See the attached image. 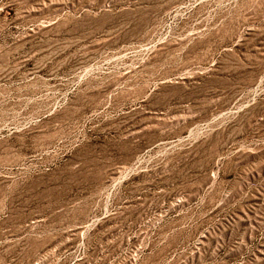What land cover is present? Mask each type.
<instances>
[{
    "label": "rangeland",
    "instance_id": "rangeland-1",
    "mask_svg": "<svg viewBox=\"0 0 264 264\" xmlns=\"http://www.w3.org/2000/svg\"><path fill=\"white\" fill-rule=\"evenodd\" d=\"M0 264H264V0H0Z\"/></svg>",
    "mask_w": 264,
    "mask_h": 264
}]
</instances>
